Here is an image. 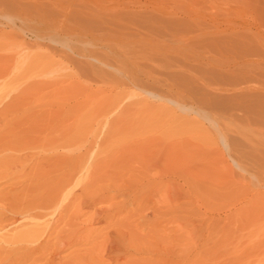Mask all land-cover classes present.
I'll return each mask as SVG.
<instances>
[{
  "label": "rangeland",
  "instance_id": "obj_1",
  "mask_svg": "<svg viewBox=\"0 0 264 264\" xmlns=\"http://www.w3.org/2000/svg\"><path fill=\"white\" fill-rule=\"evenodd\" d=\"M0 144V264H264V0H0Z\"/></svg>",
  "mask_w": 264,
  "mask_h": 264
},
{
  "label": "bare ground",
  "instance_id": "obj_2",
  "mask_svg": "<svg viewBox=\"0 0 264 264\" xmlns=\"http://www.w3.org/2000/svg\"><path fill=\"white\" fill-rule=\"evenodd\" d=\"M29 102H30V101H29ZM4 106H5V105H4ZM1 112H2V111H1ZM11 135H12V134H11ZM15 136H16V135H15ZM10 138H11V137H10ZM0 145H1V144H0ZM14 147H15V146H14ZM16 148H17V147H16ZM18 148H19V147H18ZM3 149H4V148H3ZM12 149H13V148H12ZM5 150H6V149H5ZM16 150H17V149H16ZM7 154H8V153H7ZM15 154H16V153H15ZM9 155H10V154H9ZM19 158H20V157H19ZM19 158H18V160H19ZM8 159L10 160V158H8ZM8 159H7V160H8ZM11 159H12V158H11ZM14 160H15V158H14ZM14 160H13V161H14ZM5 163H6V162H5ZM17 163H19V162H17ZM7 164H8V163H7ZM7 164H6V166H7ZM8 165H10V164H8ZM18 165H19V164H18ZM10 166H11V165H10ZM7 167H8V166H7ZM13 167H15V166H13ZM14 172H15V171H14ZM6 173H7V172H6ZM6 173H1V174H3V175H1V176L3 177L4 174H5V176L7 177V176H8V173H7V175H6ZM11 173H12V172H11ZM11 176H13V175H11ZM2 177H0V178H2ZM2 180H3V179H2ZM1 184H2V183H1ZM8 185H9V184H8ZM8 191H9V190H8ZM0 195H1V194H0ZM14 195H15V194H14ZM1 196H3V195H1ZM17 196H18V195H17ZM6 197H8V196H5V200L7 199ZM9 199H11L10 196H9ZM9 199L6 200V201H9ZM45 199H47V198H45ZM0 200H4V198L2 197V198H0ZM11 201H13V200H11ZM11 201H9V202H11ZM16 201H17V200H16ZM16 201H15V203H17ZM1 203H2V201H1ZM3 203H4V202H3ZM6 203H8V202H5V204H6ZM11 203H12V202H11ZM15 203H14V204H15ZM47 203H48V202H47ZM45 204H46V203H45ZM0 205H4V204H0ZM6 207H7V206H6ZM0 208H2V207H0ZM7 208H9V207H7ZM3 209H4L3 211L6 212V214H7V212H9V210H11V209L8 210V209H6V208H3ZM15 210H16V209H15ZM23 210H24V209H23ZM21 211H22V210H21ZM18 212H19L18 214H20V211H18ZM24 212H25V211H24ZM24 212H21V213L24 214ZM26 213H28V211H27ZM26 213H25V214H26ZM46 213H47V212H46ZM46 213H45V216H46ZM18 214L15 212V215H18ZM29 214H30V213H29ZM42 214L44 215V213H42ZM0 216H1V215H0ZM20 216H22V215H20ZM20 216H19V217H20ZM23 216H24V215H23ZM26 217H27V215H26ZM26 217H25V218H26ZM16 218H17V217H16ZM16 218H15V219H16ZM23 219H24V218H23ZM20 220H21V218H20ZM26 220H28V219H26ZM18 221H19V219H18ZM21 236H22V235H21ZM16 238H17V237H15L14 239H16ZM17 240H19V238H17Z\"/></svg>",
  "mask_w": 264,
  "mask_h": 264
}]
</instances>
